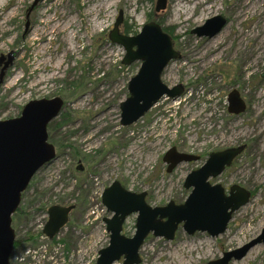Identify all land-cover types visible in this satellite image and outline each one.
I'll list each match as a JSON object with an SVG mask.
<instances>
[{"label":"rangeland","instance_id":"1","mask_svg":"<svg viewBox=\"0 0 264 264\" xmlns=\"http://www.w3.org/2000/svg\"><path fill=\"white\" fill-rule=\"evenodd\" d=\"M156 2L0 0V121L19 117L30 101L58 98L63 103L50 122L53 129L47 127L56 159L34 175L21 202L25 217L12 221L19 243L10 264H95L109 234L89 211L100 203L104 189L117 181L128 191L145 192L151 208L170 201L183 204L191 192L183 187L186 176L210 153L239 145H245L244 151L231 166L208 180L225 190L238 185L251 192L225 232L213 238L206 232L188 235L180 224L171 241L150 233L139 250V264H209L261 233L264 0H166L159 12ZM119 12L120 33L127 28L135 36L148 22L167 31L180 57L169 62L161 80L169 89L183 88L180 97H163L129 127L119 124V104L140 63L122 65L124 49L108 39ZM215 16L227 21L217 36L192 34ZM233 91L246 107L238 115L228 111ZM173 147L200 160L167 172L162 158ZM56 202L76 208L49 240L40 235L47 215L39 209L60 205ZM111 216L106 212L103 218ZM136 217L130 215L124 223L127 237L134 235ZM114 264H123V258ZM229 264H264L263 246Z\"/></svg>","mask_w":264,"mask_h":264},{"label":"water","instance_id":"2","mask_svg":"<svg viewBox=\"0 0 264 264\" xmlns=\"http://www.w3.org/2000/svg\"><path fill=\"white\" fill-rule=\"evenodd\" d=\"M165 7L166 0H157L155 11L159 12ZM121 23L122 12H119L108 39L124 49L122 65L140 63L137 73L128 81V96L119 104V124L129 127L163 97L172 100L180 97L183 88L176 86L169 89L161 80L169 62L180 57L172 47L170 36L154 22L145 24L135 36L125 35L119 32ZM226 25L224 17L215 16L192 30V34L211 39ZM2 61L3 58H0V63ZM7 63L3 64L1 72ZM260 77L264 79V71ZM62 106L58 98L30 101L19 117L0 121V264H9L13 252L15 234L11 217L21 203V195L34 175L56 159L55 148L48 142L47 127L59 116ZM245 108L237 91L228 95L230 113L238 115ZM244 148L245 145H239L210 153L203 165L184 179L183 187L191 189V192L183 204L176 205L170 201L164 207L151 208L145 202V192L128 191L114 181L101 196L102 205L112 216L103 220L109 243L99 251L95 264H113L121 258L123 264H139V250L150 233L171 241L180 224L188 235L206 232L213 238L223 234L232 214L249 203L251 192L238 185H232L226 191L220 184L211 185L208 180L221 175ZM197 160V156L179 153L174 147L163 157L167 172ZM73 209V205L50 206L43 235L48 239L55 237L66 225ZM133 214H137L135 232L132 237H126L121 233L122 226L126 218ZM256 245H262L264 249V226L258 237L239 249L224 253L209 264H229L241 260Z\"/></svg>","mask_w":264,"mask_h":264},{"label":"trees","instance_id":"3","mask_svg":"<svg viewBox=\"0 0 264 264\" xmlns=\"http://www.w3.org/2000/svg\"><path fill=\"white\" fill-rule=\"evenodd\" d=\"M165 32H167L166 30H165ZM125 35H130L131 33L128 31V29L127 28H125L124 29V32H123ZM52 123V122H51ZM49 124L48 125V128H50V130H52L53 129V127H54V125H52V124ZM74 157H76V154H74ZM26 191V190H25ZM25 191L23 192V194L21 195V202H22V199H23V197H24V194H25ZM59 202H61V201H59ZM59 202H56V203H59ZM60 205L62 204V203H59ZM53 205H55V204H53ZM58 205V204H57ZM63 205V204H62ZM50 206H52V205H50ZM50 206H44V207H42L41 209H39L40 210V212L39 213H43V214H46V211H47V209L50 207ZM68 206V205H67ZM26 211V210H25ZM25 211L21 208V203H20V205H19V207H18V209L16 210V212L13 214V216H12V221H15V220H17V219H21V218H24L25 217ZM41 233V232H40ZM18 243H19V241H17V240H15V243H14V249H16L17 247H18Z\"/></svg>","mask_w":264,"mask_h":264},{"label":"built area","instance_id":"4","mask_svg":"<svg viewBox=\"0 0 264 264\" xmlns=\"http://www.w3.org/2000/svg\"><path fill=\"white\" fill-rule=\"evenodd\" d=\"M103 211L104 210L99 203L90 209L89 216H92L93 221H100Z\"/></svg>","mask_w":264,"mask_h":264},{"label":"bare ground","instance_id":"5","mask_svg":"<svg viewBox=\"0 0 264 264\" xmlns=\"http://www.w3.org/2000/svg\"><path fill=\"white\" fill-rule=\"evenodd\" d=\"M47 24H48V25H50V24H51V20H50V19L47 21ZM51 28H53V29H55V30H56V29H58V28H61V27H60V26H56V27H52V26H51ZM51 28H50V29H51ZM69 28H70V27H69ZM50 29H49V30H50ZM37 42H39V43H40V42H41V40H37ZM37 47H38V49H39L41 46H40V45H37Z\"/></svg>","mask_w":264,"mask_h":264},{"label":"flooded vegetation","instance_id":"6","mask_svg":"<svg viewBox=\"0 0 264 264\" xmlns=\"http://www.w3.org/2000/svg\"><path fill=\"white\" fill-rule=\"evenodd\" d=\"M198 157V156H197ZM163 159V158H162ZM200 160V157H198V160L197 161H199ZM146 197V196H145ZM145 202H146V200H145ZM75 208H76V206L74 205V210H75ZM74 210H72V211H74ZM71 211V212H72ZM69 217H70V214H69ZM69 217H68V221H69ZM128 218V217H127ZM126 218V219H127ZM68 221H67V223H68ZM126 221V220H125ZM67 223H66V225H67ZM125 223V222H124ZM123 226H124V224H123ZM123 226H122V234L124 235V236H126L125 234H124V231H123ZM127 237V236H126ZM14 243H15V241H14ZM14 247V246H13Z\"/></svg>","mask_w":264,"mask_h":264}]
</instances>
